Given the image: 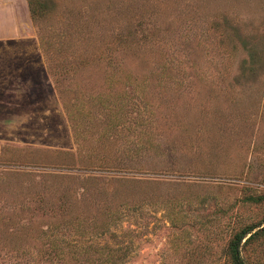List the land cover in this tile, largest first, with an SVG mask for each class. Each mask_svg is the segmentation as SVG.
Instances as JSON below:
<instances>
[{"label": "rangeland", "instance_id": "rangeland-1", "mask_svg": "<svg viewBox=\"0 0 264 264\" xmlns=\"http://www.w3.org/2000/svg\"><path fill=\"white\" fill-rule=\"evenodd\" d=\"M37 1L0 0V264H233L251 227L264 264V0Z\"/></svg>", "mask_w": 264, "mask_h": 264}, {"label": "trees", "instance_id": "trees-1", "mask_svg": "<svg viewBox=\"0 0 264 264\" xmlns=\"http://www.w3.org/2000/svg\"><path fill=\"white\" fill-rule=\"evenodd\" d=\"M26 2H27L29 13H30V18L33 22H36L37 14L39 16L38 10L42 8L43 2L37 1V0H26ZM44 6H45V4H44ZM40 12H41V10H40ZM43 51H44V53L47 54V49H43ZM76 51H78V50H75V52ZM75 52L72 56L73 62L76 64V66L78 68H79V66L86 67L87 60H85L82 64L79 65V63H77V62H79V61L82 62L84 59H83V57L76 54ZM90 58L95 62L97 57H90ZM251 229H252V227L247 229V230L243 229V230H241L240 233H238L237 235L234 236V239L230 245V252H231V258H232L233 264H244L241 261V258L239 257L238 249H239V245H240L241 241L251 232ZM263 236H264V226L258 232L250 235L249 238L251 239L253 237H263Z\"/></svg>", "mask_w": 264, "mask_h": 264}]
</instances>
